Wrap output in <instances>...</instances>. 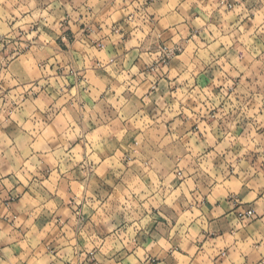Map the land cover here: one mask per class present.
<instances>
[{"label":"clouds","instance_id":"9594fccd","mask_svg":"<svg viewBox=\"0 0 264 264\" xmlns=\"http://www.w3.org/2000/svg\"><path fill=\"white\" fill-rule=\"evenodd\" d=\"M0 264H264V0H0Z\"/></svg>","mask_w":264,"mask_h":264}]
</instances>
